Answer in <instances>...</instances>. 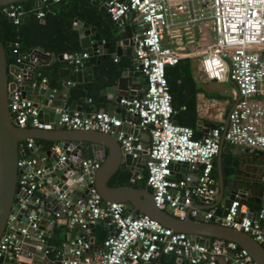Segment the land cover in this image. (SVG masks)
<instances>
[{
	"label": "built area",
	"instance_id": "1",
	"mask_svg": "<svg viewBox=\"0 0 264 264\" xmlns=\"http://www.w3.org/2000/svg\"><path fill=\"white\" fill-rule=\"evenodd\" d=\"M44 1L34 0L35 7ZM105 4L114 22L125 17L127 12L137 14L140 20L141 27L134 35L133 46L136 66L146 84L142 93L120 99L119 103L124 105L121 117L104 109L83 111L61 107L56 111L57 118L43 119L34 101L22 94L26 74L30 70L34 72L30 63L35 66L39 62V54L34 50L20 54L8 67L9 82L15 83L8 95L12 120L19 127L97 130L114 135L126 153L146 150L145 182L158 208H169L179 218L189 211L195 219L243 231L257 242L264 243L263 216L249 217L248 206L239 199H233L221 213L192 207L194 198L211 202L216 193L214 159L220 149L224 128L215 126L196 138L193 128L176 124L165 76L167 65H175L181 58L196 55L197 52L185 51L181 47L182 38L193 40V30L207 22L210 36L208 40L204 38L205 45L197 53L201 70L209 79H229L236 86L223 141L233 147L264 151V0H106ZM36 10V17L43 18L44 12ZM3 11L14 24L20 23L26 13L17 2L8 4ZM165 39L167 44H164ZM12 46L13 53H17L18 43L13 42ZM89 56L88 52L81 50L66 55L65 59L78 69L77 65ZM41 81L47 83L46 78ZM134 130L149 133L147 146L139 141ZM25 145L33 149V139H28ZM50 149L60 155V161L65 159L58 143ZM36 150L37 147L31 154ZM132 156L138 157L136 153ZM182 162L190 164L189 168L195 169V174L184 172L179 175L180 170L173 166ZM81 166L95 169L99 163L94 158H83ZM17 167L21 192L37 194L46 188L45 166L36 154L21 155ZM141 177L139 173L135 178ZM88 192L87 196L74 202L66 201L54 218L65 216L68 227L84 230L88 229L90 222L109 220L114 227L112 233L104 237L103 250L97 259L89 253L92 243L85 236L78 235L65 249L56 252L52 260L58 264H160L162 255H173L178 264H218L219 260L226 264H257L248 251L235 242L209 246L203 241H194L187 233L174 231L147 214L128 211L125 203L104 201L93 187ZM17 204L18 207L12 206L13 212L9 213L0 237V256H18L22 250V241L14 230L19 210L30 208V201L20 198ZM39 220L38 215L30 214L29 223L18 230L28 236V228L37 230ZM35 234L41 243H45L43 231ZM44 254L49 257L47 247Z\"/></svg>",
	"mask_w": 264,
	"mask_h": 264
},
{
	"label": "water",
	"instance_id": "2",
	"mask_svg": "<svg viewBox=\"0 0 264 264\" xmlns=\"http://www.w3.org/2000/svg\"><path fill=\"white\" fill-rule=\"evenodd\" d=\"M25 0H0V7L15 2ZM103 6L101 9H106V0H101ZM96 4L97 0H91ZM130 12L126 13L127 16ZM116 34L113 35V41H120V45L116 46V55L122 51V46L133 45L134 32L130 29L127 21L119 19L114 23ZM79 32V41L82 51L88 52L89 55L106 54L108 47L111 45L109 41L95 40L93 41L90 34L93 32L91 27H88L86 22L76 21L74 26ZM66 54L59 55L60 59L65 58ZM137 64V62H134ZM34 67V63H30ZM76 74L77 81H81V70L71 72ZM69 70L63 68L60 70V78H65L61 81V86L68 88L71 81L68 79ZM145 79L142 78V81ZM26 84L23 86L22 94L33 99V96L40 95L43 97L42 105L45 107L57 108L63 107L65 96L62 90H54L48 83H43L37 74L28 71L25 78ZM135 85H142L143 90L146 84H141L136 76L131 75L128 71H121L115 82L106 88V98L108 102L107 111L121 117L124 105L119 101L123 97H134L136 95ZM15 83L9 82L8 66L6 62L4 44L0 39V237L5 231L6 221L9 213L13 212L12 206H17V201L20 198L27 199L37 209L30 208L21 209L17 215L18 224L15 226L14 232L22 241V250L17 255L9 257L7 255L0 256V264H29L22 259H30L33 262L49 261V257L44 254L47 247L46 243H41L35 233L43 231L44 236L48 235L47 228L51 224L45 226L47 219H53L54 214L60 211L61 207L69 200L74 202L78 198L85 197L89 194L90 188H95L104 201H118L129 204V210H137L140 213L149 215L158 222L174 231L185 232L194 241L200 239L207 245L211 246L218 243L223 246L226 241L237 243L240 247L245 248L251 258L257 264H264V246L257 242L251 235L231 228L223 226L219 223L210 221L198 220L190 216L189 211L183 218L175 216L166 209H161L156 206L153 201L151 191L147 186L137 188L131 185L109 186V178L118 169L133 171L132 176L135 178L144 169V161L146 159V150H133L132 153L124 152L120 142L114 135L103 133L97 130H73L60 127L47 126L44 129L34 127H19L11 118L8 109V95L14 88ZM120 93H116L115 91ZM59 100H56V99ZM38 107L39 101L34 102ZM72 108L80 109L76 101L71 104ZM58 117V113L54 112V118ZM176 124L178 122L174 121ZM228 119L220 139V149L216 155L218 180L215 195L211 198L216 203L229 206L233 199H239L242 204L248 206L247 215L251 218H257L259 215H264V151H251L248 148L243 150L233 151L234 156L230 158L231 169L228 173L222 172V148L223 137L227 127ZM198 124H202L198 121ZM208 132L207 128L204 130ZM137 130H134L136 134ZM28 139H43L47 141L57 142L60 149L63 150L66 156L63 161H60V155L52 149L45 152L37 151L38 156L45 166L46 179L48 180V191L43 196L40 202H36L38 195L36 193L25 194L19 190L17 183L18 167L17 161L21 155H35L31 151L33 149L26 147L25 142ZM136 142L134 143V145ZM89 147L94 159L99 163L98 168L81 166L82 148ZM133 153L138 155L137 158L132 156ZM44 156H48V161L43 160ZM256 157V164L247 161L246 157ZM190 166L186 162L175 163L174 169L185 172ZM48 210V211H47ZM52 213H50V212ZM36 214L40 217L37 230L28 228L29 235L24 236L18 230L26 226L28 215ZM66 222V219L63 220ZM95 222H90L89 227L91 232L90 242L93 243V226ZM104 226L112 228L109 220L103 222ZM73 232L78 230L77 227L71 228ZM45 231V232H44ZM112 231L110 232V234ZM78 235L72 236L76 238ZM66 239V235L64 236ZM30 243L34 248L25 249L24 244ZM181 261L180 259L178 260ZM206 264V263H199Z\"/></svg>",
	"mask_w": 264,
	"mask_h": 264
},
{
	"label": "trees",
	"instance_id": "3",
	"mask_svg": "<svg viewBox=\"0 0 264 264\" xmlns=\"http://www.w3.org/2000/svg\"><path fill=\"white\" fill-rule=\"evenodd\" d=\"M17 3H20L26 11L18 24H14L12 19L3 11V8L7 5L0 7V39L4 44L7 66L9 67L20 54H28L34 50L40 54H49L52 56L50 61L42 59L39 55V62L33 67V70L39 78H46L48 85L53 88L57 89L61 86L60 69L65 64H68L66 59H60L59 55H68L81 51L79 32L74 27L75 21L86 22L88 26H91L94 39L107 41H112L113 39L115 22L111 19L107 10L100 11L91 0H61L59 2L45 0L37 7L34 5V0H25ZM36 9L44 12L43 18L39 19L36 17ZM13 42L18 43L17 53H13ZM192 61L191 57H184L175 65H167L165 67V76L171 95V105L174 109V120L180 125L193 128L194 137L197 138L199 137V132L196 126V94L200 91V88L192 74ZM107 63L109 64L107 67L109 76L114 81L115 77L120 74L121 69L125 66V63L117 58H111L107 55L103 62L96 64V57L90 55L81 64L77 65V68L84 73V79L81 84L69 88L67 101L70 102L72 99L82 96L88 97L92 101L90 108L98 110L103 104L98 70ZM68 65L75 68L71 64ZM33 142L40 150H48L57 144V142L43 139H33ZM231 164L232 162L229 158L223 159L222 172L228 173L231 169ZM132 174V171L127 168L118 169L109 178L108 185H131L137 188H144L146 186L145 171L140 179H133ZM213 175L216 177L215 160ZM126 205L129 211L130 205ZM133 212L135 214L140 213L137 210H133ZM51 226L52 231L44 239L47 244L49 257L54 259L56 252L64 246L65 232L69 227L67 223H60L58 218H54ZM97 226L101 232L100 237L104 239L106 237L104 228L100 224ZM262 244L264 246V243ZM159 262L161 264H178L175 262L173 255H162L159 258Z\"/></svg>",
	"mask_w": 264,
	"mask_h": 264
},
{
	"label": "crops",
	"instance_id": "4",
	"mask_svg": "<svg viewBox=\"0 0 264 264\" xmlns=\"http://www.w3.org/2000/svg\"><path fill=\"white\" fill-rule=\"evenodd\" d=\"M98 7V9L100 11H104L106 9H101V7L103 6V2L101 0H97L96 4H94ZM124 21H127L130 29L134 32V34H136L141 25H140V20L137 16V14L131 13L129 16H126L122 18ZM75 25V24H74ZM91 27V26H88ZM92 28V27H91ZM208 23L203 22L200 26H197L194 30V44L189 45V48L184 49L185 51H191V52H199L203 49L204 45L203 44V40L204 38H206L207 40L209 39V32H208ZM93 29V28H92ZM202 29V31H201ZM114 31H115V26H114ZM116 32H113V35H115ZM90 37L92 38L93 41L97 40L94 39L92 37V33L90 34ZM103 41H107V40H103ZM111 43V45L108 47V52L106 54H98V55H92L94 57H96V64H100V62H103L106 58L107 55H109L111 58H117L120 61H122L123 63H125V66L121 69V71L126 70L128 71L131 75L136 76L137 80L141 81V84H145V80L142 81L143 75L140 73V71L138 70L135 62V58H134V46H130V45H126V46H122V51L119 55H116V46L120 45V41H109ZM164 44H167L166 39L164 40ZM39 53V52H38ZM197 53H195L196 55H192L189 56L192 58V74L193 77L198 85V87L200 88V91L196 94V113H197V121H196V126H197V130L199 132V137H202L203 135H205L208 132H205L204 130H206L207 128L209 129V131L215 127V126H221V127H225V123L227 120V115L229 110L231 109L233 102H234V98L236 95V86L234 84V82L232 80H225V81H216V80H212L207 78V76L203 73V71L201 70L200 67V56L197 55ZM39 55L42 57V59H46L47 61H50L52 59V56H50L49 54L46 53H42ZM116 61V60H115ZM109 66V64H105L104 67L101 66V69L99 68L98 70V74L100 76V81H99V87H100V93L103 97V104L100 106L99 109H104L107 110V105L106 103L108 102L106 95H107V90L106 88L110 85H112L116 78L120 75H118L117 77H115L114 81L111 80V77L109 76L107 67ZM63 68H66L69 70V74H68V79L71 81V83H69V87L65 88L63 86H60L59 88H54V90H62L64 91L63 94L65 96V100H63L64 102V106L62 108H70L73 109L71 107V104L73 101H76L77 106H79L80 110L83 111H87L90 110V106L92 105V101L88 98V97H79V98H74L72 99L70 102L67 101V95H68V90L71 87H76L78 84H81L83 79H84V73L82 72L81 75V81L78 82L77 81V76L76 74H72V71L78 70V69H74L71 66H69L68 64H65V66ZM61 68V69H63ZM60 69V70H61ZM121 73V72H120ZM39 78V77H38ZM41 79V78H40ZM64 81L65 78L60 79L61 81ZM135 90L136 94H141L143 91V86L142 85H135ZM116 93H120L119 91H115ZM34 102L37 100L40 102V105L38 106L40 113H41V118L43 119H47V120H52V118H54V112H56L59 108L61 107H57L55 108H51V107H45L42 105V100L43 97L40 95H36L33 96L32 99ZM56 100H59L58 98ZM92 110V109H91ZM198 121H201L202 124H198ZM52 127H56V126H52ZM136 135L139 139L140 142H142L144 144V146H147V144L149 143V133L147 131H143V130H138L136 132ZM243 150L244 148L242 147H233L228 145L227 143H223V148H222V160L225 158H231L234 156L233 151L235 150ZM37 151H40L39 148H37V150L35 151V154ZM42 152H45L47 150H41ZM60 151L63 152L62 149H60ZM255 151H261V150H254ZM33 153V152H32ZM83 158H94L91 152V149L89 147H83L82 148V159ZM46 159L48 161V156H44L43 160ZM247 161L250 163H254L256 164V157H246ZM215 170H216V181L218 180V169H217V161H216V157H215ZM127 169H129L128 167H126ZM131 171V170H130ZM144 172L143 171L140 173V176H142ZM185 172H192L193 174H195L196 170L195 169H190L189 167L186 169ZM133 173V171H132ZM184 172H179V175H183ZM48 182L46 185V188L44 190H41L39 192H37V195L39 197V202L43 199V196L47 193L48 191ZM217 186V185H216ZM71 195L69 197V201H71ZM127 206V205H126ZM29 207L33 210L37 209L36 206H34L32 203L29 204ZM192 207H196V208H200V209H214L216 212H224L226 207L220 203H216L215 200H212L211 202H205L204 200H201L199 198H194L193 200V204ZM48 211V210H47ZM50 212V211H49ZM172 212V211H171ZM52 213V212H50ZM55 214V213H52ZM66 219L65 216H60L58 218L59 222L61 223H66L63 220ZM53 219H47L45 221V226L47 224H52L53 223ZM262 223L264 224V215L262 218ZM98 224H100L102 226V228H104L105 232H106V236L110 234V232L113 230V226L112 228L109 230V228H107L106 226H104L103 221H97L95 222L94 226H93V238L94 241L92 243V249L89 251L90 255L97 259L100 255V252L103 250V246H102V241L103 239L100 237L101 236V232L98 229ZM49 230V231H48ZM46 231H48V234H50V232L52 231V226L50 228H47ZM45 232V231H44ZM91 229L90 227H88L87 230L78 228V230L76 232H73L71 230V228L69 227V229L65 232L66 235V239L64 238V246L63 249H65L64 247L67 244H70L72 241V236L75 235H79V236H85L88 238V240L90 241V234ZM200 241H202L200 239ZM25 249L29 250L34 248L32 246V244L27 243L24 244ZM167 258H169V256H167ZM25 262H28L29 264H58V262L53 261L51 258H49V261L44 260L43 262H33L30 259H22ZM177 258H175V262H176ZM161 264V263H160ZM218 264H226L225 262H223L222 260L218 261ZM229 264V263H227Z\"/></svg>",
	"mask_w": 264,
	"mask_h": 264
},
{
	"label": "rangeland",
	"instance_id": "5",
	"mask_svg": "<svg viewBox=\"0 0 264 264\" xmlns=\"http://www.w3.org/2000/svg\"><path fill=\"white\" fill-rule=\"evenodd\" d=\"M169 42V41H168ZM194 42H195V40L193 39V40H190L189 38H187V37H183L182 38V45H181V43H180V45H181V47L183 48V49H187V48H189V45H192L193 46V44H194ZM169 212H171V209H167Z\"/></svg>",
	"mask_w": 264,
	"mask_h": 264
}]
</instances>
